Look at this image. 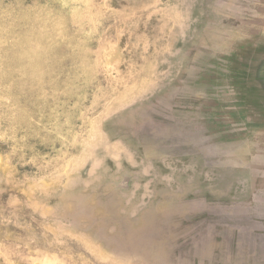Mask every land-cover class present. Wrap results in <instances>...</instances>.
Segmentation results:
<instances>
[{
  "label": "rangeland",
  "instance_id": "rangeland-1",
  "mask_svg": "<svg viewBox=\"0 0 264 264\" xmlns=\"http://www.w3.org/2000/svg\"><path fill=\"white\" fill-rule=\"evenodd\" d=\"M263 65L264 0H0V264L242 263Z\"/></svg>",
  "mask_w": 264,
  "mask_h": 264
},
{
  "label": "crops",
  "instance_id": "crops-1",
  "mask_svg": "<svg viewBox=\"0 0 264 264\" xmlns=\"http://www.w3.org/2000/svg\"><path fill=\"white\" fill-rule=\"evenodd\" d=\"M227 171L230 190L227 199L222 194L221 202L235 212L229 216L228 233L234 237L233 249L238 251L239 261L244 259L241 264H264V161L254 157L246 166L243 162L229 165Z\"/></svg>",
  "mask_w": 264,
  "mask_h": 264
},
{
  "label": "water",
  "instance_id": "water-1",
  "mask_svg": "<svg viewBox=\"0 0 264 264\" xmlns=\"http://www.w3.org/2000/svg\"><path fill=\"white\" fill-rule=\"evenodd\" d=\"M159 133V135H162V132L161 131H159L158 132ZM175 138H181V137H183V135H181V134H176V136H174ZM204 155L206 156L207 155V152H205L204 153ZM226 183V181L224 182V186L222 185V189L220 190V193L219 194H217L215 197L217 198V199H219L220 200V202H221V200H222V197H223V193H225V198H227L226 197V195H227V192L230 190V185H228L229 187V190L227 191V189H226V187H225V184ZM219 192V191H218ZM214 196H213V194H212V197L214 198ZM220 205L219 206H212L211 207V210H213V211H211V210H209V212H216V214L219 216V222L221 223V225H222V227H221V230H220V232H222V230L223 229H225L226 230V232H225V234H223V235H229L228 233H229V228H230V221H229V216H231L232 215V213H235V212H232L231 211V209L232 208H227V207H225L224 206V204L221 202V203H219ZM179 204H176V206H178ZM215 210V211H214ZM214 219V218H213ZM212 233V232H211Z\"/></svg>",
  "mask_w": 264,
  "mask_h": 264
},
{
  "label": "bare ground",
  "instance_id": "bare-ground-1",
  "mask_svg": "<svg viewBox=\"0 0 264 264\" xmlns=\"http://www.w3.org/2000/svg\"><path fill=\"white\" fill-rule=\"evenodd\" d=\"M261 70H263V72H262V75H263V76H259V77L257 78V80H258L259 82H262V83H263V82H264V65H263V67L261 68ZM240 79H241V78H240ZM244 86H245V85H244ZM248 89H249V88H248ZM254 90H255V89H254ZM263 90H264V88H263ZM249 92H250V91H249ZM253 92H254V91H253ZM253 92H252V93H253ZM255 92H257V91H255ZM256 94L259 95L260 93L257 92ZM243 95H244V93H243ZM243 95H242V96H243ZM254 95H255V94H254ZM261 95H262V94H261ZM251 97H253V96L251 95ZM255 97H256V96H255ZM262 102H263V101H262ZM262 102H259V103L257 102V104H258L259 106H261V108H264V102H263V103H262ZM255 105H256V104H255ZM258 105H257V106H258Z\"/></svg>",
  "mask_w": 264,
  "mask_h": 264
}]
</instances>
